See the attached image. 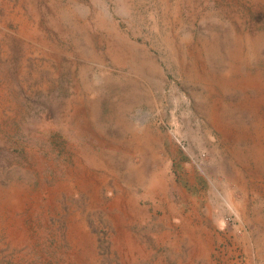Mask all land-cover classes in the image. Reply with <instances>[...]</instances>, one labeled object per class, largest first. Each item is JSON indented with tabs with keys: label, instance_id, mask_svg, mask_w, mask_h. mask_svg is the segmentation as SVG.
Instances as JSON below:
<instances>
[{
	"label": "rangeland",
	"instance_id": "1",
	"mask_svg": "<svg viewBox=\"0 0 264 264\" xmlns=\"http://www.w3.org/2000/svg\"><path fill=\"white\" fill-rule=\"evenodd\" d=\"M0 264H264V0H0Z\"/></svg>",
	"mask_w": 264,
	"mask_h": 264
}]
</instances>
